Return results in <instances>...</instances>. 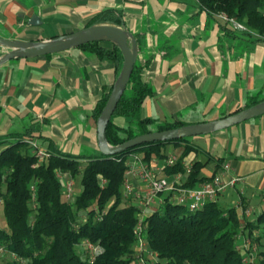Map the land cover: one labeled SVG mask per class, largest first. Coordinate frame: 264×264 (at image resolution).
I'll list each match as a JSON object with an SVG mask.
<instances>
[{
	"label": "crops",
	"instance_id": "crops-1",
	"mask_svg": "<svg viewBox=\"0 0 264 264\" xmlns=\"http://www.w3.org/2000/svg\"><path fill=\"white\" fill-rule=\"evenodd\" d=\"M107 9L120 13L137 37V62L153 89L143 117L199 123L264 99V41L233 28L198 0H0V35L49 39L86 27ZM35 15L40 23H31ZM117 68L113 60L77 46L1 64L0 152L20 137L29 138L30 131L44 149L51 138L63 152L98 155L94 108L113 87ZM115 121L128 123L125 117ZM190 141L199 150L186 160L205 162L201 176L212 177L229 164L224 179L240 178L217 201L237 207L241 216L244 204L252 209L247 219H254L264 208V114ZM215 156L223 158L220 165ZM166 177L173 181L175 175ZM172 194H162L161 204L166 197L174 201Z\"/></svg>",
	"mask_w": 264,
	"mask_h": 264
},
{
	"label": "trees",
	"instance_id": "trees-1",
	"mask_svg": "<svg viewBox=\"0 0 264 264\" xmlns=\"http://www.w3.org/2000/svg\"><path fill=\"white\" fill-rule=\"evenodd\" d=\"M198 1L211 14L225 13L236 18L246 25V33L264 41V0ZM101 23L126 27L121 14L113 9L95 15L86 26ZM102 43L92 41L79 47L100 58L113 60L119 74L123 65L121 50L112 42H108L110 46ZM2 53L0 49V55ZM134 67L131 81L107 127L106 135L111 144L152 131L154 125L156 130H164L185 124L179 120L160 121L142 116L144 102L153 94V89L143 80L138 62ZM111 89L94 108L97 120ZM259 101L254 100L246 107ZM115 117L127 118L128 124L117 123ZM28 134L29 138L20 137L0 152L3 216L0 247L6 255L15 256L0 264H131L135 260V227L140 209L133 196L125 195L123 190L130 155L137 153L150 162L153 158L168 157L170 147H183L178 161L164 167L166 176L184 173L183 161L192 151L199 150L189 137L143 143L113 155H74L63 152L54 140L47 138L49 155L37 165L38 159L30 144L36 136L30 131ZM214 158L217 165L223 162L221 157ZM204 165L205 162L194 160L182 186L192 188L210 180L213 176H201ZM59 173L80 179L82 191L72 201L64 197V182ZM164 201L145 219L148 246L155 258L151 256L148 261L153 259V264H251L243 262L237 238L245 235L262 243L264 208L256 218L247 219L240 215L237 207H225L217 200L197 211H187L185 204L171 201L169 197ZM84 240L102 247L93 261L83 245ZM260 252L264 253V248H260Z\"/></svg>",
	"mask_w": 264,
	"mask_h": 264
},
{
	"label": "water",
	"instance_id": "water-1",
	"mask_svg": "<svg viewBox=\"0 0 264 264\" xmlns=\"http://www.w3.org/2000/svg\"><path fill=\"white\" fill-rule=\"evenodd\" d=\"M37 15L31 23H40ZM92 41H108L116 44L123 55V65L115 80L107 102L97 120L98 145L102 154L113 155L143 143L189 138L220 131L256 116L264 114V99L237 112L215 120L184 124L178 127L152 130L138 134L119 144H111L106 135L109 121L121 100L137 63L139 55L138 41L128 28L112 23L92 24L81 29L62 33L49 39L22 40L6 38L0 35V46L4 48L0 55V65L16 58H34L60 53L79 47Z\"/></svg>",
	"mask_w": 264,
	"mask_h": 264
},
{
	"label": "built area",
	"instance_id": "built-area-1",
	"mask_svg": "<svg viewBox=\"0 0 264 264\" xmlns=\"http://www.w3.org/2000/svg\"><path fill=\"white\" fill-rule=\"evenodd\" d=\"M218 16L229 22L233 28L246 32L248 28L246 25L237 21L234 17H229L225 13H219ZM33 146L34 152L37 156V165L42 162L48 155L49 152L42 148L36 141H30ZM179 159L178 154L170 153L165 159L153 158L150 162H146L142 157L135 153L129 157L128 165L129 169L126 173V179L123 185L125 195H132L137 206L140 209L139 220L135 227V234L137 235L136 253L140 264H147V258L144 256L146 253L153 252L149 249L146 229L147 225L145 222L146 216L154 210L156 200L161 204L160 196L166 192H172L176 195L174 201L178 203L189 202V209L191 211H197L204 207L208 202L215 201L219 195L227 190L229 186L235 185L240 179L239 177H232L230 180H225L223 177L224 171L229 170L230 165L225 164L223 166V172L214 175L210 180L202 182L196 187H184L182 182L186 176L192 170V164L188 160H184L185 172H179L175 174L173 181L169 180L163 173L166 165L173 166ZM60 178H64V197L65 199L72 201L75 198L76 191V179L66 173H59ZM134 179L140 184H144L145 188L142 189L140 185L134 182ZM105 181L103 180V183ZM34 188V186H33ZM0 204L2 200L0 199ZM242 207L243 216L249 217L252 214V209L248 207ZM105 211H103L104 213ZM100 219V217H98ZM238 238L242 239V243H237V248L242 254L244 263L251 264H264V256L260 257V251L258 248L259 242L253 238L240 235ZM83 244L87 248L89 258L93 261L97 254L102 252V247L92 243L91 241L84 240ZM4 252V248L0 247V255ZM14 256V255H13ZM15 257V256H14Z\"/></svg>",
	"mask_w": 264,
	"mask_h": 264
},
{
	"label": "rangeland",
	"instance_id": "rangeland-1",
	"mask_svg": "<svg viewBox=\"0 0 264 264\" xmlns=\"http://www.w3.org/2000/svg\"><path fill=\"white\" fill-rule=\"evenodd\" d=\"M1 48V50H4V48H2V46H0ZM118 117H115V120L117 119ZM128 124V123H127ZM151 128L153 129V130H156V126L154 125V126H151ZM196 137V136H195ZM192 138V137H191ZM171 153L172 154H180L181 152L180 151H175L174 149H172V151H171ZM99 154H101V152H99ZM63 182H65V180H64V178H63ZM82 189V185H81V183H80V179L79 178H77L76 179V186H75V190L74 191H76V194L77 193H79L80 191H82L81 190ZM169 196H173V194H172V192H170V195ZM159 201H157L156 200V202H155V207H157V206H159V208L161 207L160 205H159ZM220 203H224V201L223 200H221L220 201ZM183 204H185V209L188 211V210H190L189 209V202H184ZM83 215L84 214H82V216L81 217H83ZM253 218H256V216H254ZM3 216H2V214H1V204H0V225H3ZM255 234H258V233H255ZM237 242L239 243V244H241L242 243V239L241 238H237ZM84 245V244H83ZM258 248H259V251H260V248H264V239H263V241H262V243L260 244L259 243V245H258ZM6 252H4V254L3 255H1L0 256V262H6L5 260H7L8 258L9 259H11V258H14V256L12 255V254H5ZM144 256L147 258V264H153V259H152V261H148L149 259L148 258H151V256H153L152 254H149V253H146V254H144ZM260 257H263L264 256V253H261L260 252V255H259ZM153 258H154V256H153ZM155 259V258H154ZM131 264H140V262L138 261V258H137V256L135 255V260L131 263Z\"/></svg>",
	"mask_w": 264,
	"mask_h": 264
}]
</instances>
